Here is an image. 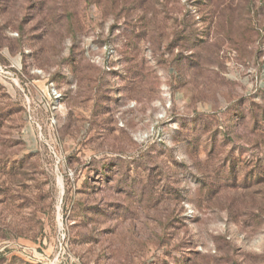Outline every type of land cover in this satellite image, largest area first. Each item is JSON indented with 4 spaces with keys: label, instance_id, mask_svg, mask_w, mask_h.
Returning a JSON list of instances; mask_svg holds the SVG:
<instances>
[{
    "label": "rangeland",
    "instance_id": "obj_1",
    "mask_svg": "<svg viewBox=\"0 0 264 264\" xmlns=\"http://www.w3.org/2000/svg\"><path fill=\"white\" fill-rule=\"evenodd\" d=\"M0 264H264V0H0Z\"/></svg>",
    "mask_w": 264,
    "mask_h": 264
}]
</instances>
